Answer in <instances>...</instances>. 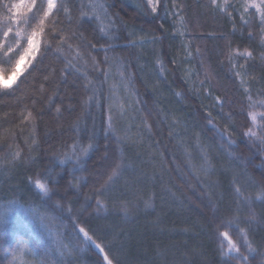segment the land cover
<instances>
[{
	"label": "trees",
	"instance_id": "trees-1",
	"mask_svg": "<svg viewBox=\"0 0 264 264\" xmlns=\"http://www.w3.org/2000/svg\"><path fill=\"white\" fill-rule=\"evenodd\" d=\"M18 2L0 0L5 78L31 31L23 9L9 23ZM247 2L57 0L63 42L45 31L0 88V264H107L76 224L114 264H242L229 241L264 264V22Z\"/></svg>",
	"mask_w": 264,
	"mask_h": 264
},
{
	"label": "snow or ice",
	"instance_id": "snow-or-ice-1",
	"mask_svg": "<svg viewBox=\"0 0 264 264\" xmlns=\"http://www.w3.org/2000/svg\"><path fill=\"white\" fill-rule=\"evenodd\" d=\"M151 2V0H150ZM217 0H213V3H216ZM227 3V0H225V4ZM3 6V5H0ZM248 7L255 8L257 12L260 14V18L262 22H264V0H248V2L245 5V11H247ZM23 9L27 13H31L29 17L24 19V23L31 28L30 33L28 34L27 38V47L23 50L22 54L19 55V58L15 62V66L12 68V74L17 75V68H19L20 64L23 63V61L28 58L32 57L34 58V54L39 51V45H38V38L42 36L45 31L48 32L49 35H51L54 39L60 40V42H63V37L56 36V25L58 23V15L60 11H66L63 4L57 3V0H19L18 3L11 4L8 6V20L9 23L13 19V16L16 17L17 23L20 22V10ZM38 18V22H37ZM35 22V27H32V23ZM5 30L0 33V36L6 38L9 33L12 32V28L8 25L4 26ZM16 35H21V31L18 28L16 31ZM51 47V45H49ZM5 50V44L0 43V52H3ZM247 55H251V53H247ZM8 85L4 84L3 82H0V88H6ZM248 99L252 101V97L249 96ZM255 103V102H253ZM261 103H264L262 101ZM253 122H255V117L252 116ZM248 135L255 136L256 134L254 132L249 131ZM75 155V153L73 154ZM119 174V165H117L113 171L112 175L108 177V181H111L115 176ZM37 187H39L45 194L48 193V188L45 184L40 183L39 181L36 182ZM107 183V182H106ZM260 198L264 199V188L261 189L260 192ZM97 211H99L104 205L97 201ZM7 223V213L0 216V224ZM228 224L231 225L232 221H228ZM74 227H78V230L80 233L83 234V237L85 241L90 242L91 244L95 245L97 249L100 250V252L104 253L103 259L107 262V264H114L113 259L109 258L108 253L105 252L104 248L101 247L100 244L96 243V241L93 239L91 235H89V232L85 230L84 227H79L78 224L74 225ZM223 235L225 237L228 236L227 232H224ZM247 239V236L245 235V240ZM230 244V251H235L236 253H239V256L236 257L237 259H240L242 264H247L248 256L244 255L243 253H240L239 247H237L234 243L229 241ZM24 247H27V245H23ZM248 251L249 253L253 252L254 249L252 248L251 244H248Z\"/></svg>",
	"mask_w": 264,
	"mask_h": 264
},
{
	"label": "rangeland",
	"instance_id": "rangeland-1",
	"mask_svg": "<svg viewBox=\"0 0 264 264\" xmlns=\"http://www.w3.org/2000/svg\"><path fill=\"white\" fill-rule=\"evenodd\" d=\"M26 61H27V58L23 61V63L20 64L19 68H17V73L18 74L22 71L23 66L25 65ZM18 74L17 75H13V76H11L9 78H5V77L0 75V82H3L4 84H6V85H8L10 87V86H12L14 80L17 78Z\"/></svg>",
	"mask_w": 264,
	"mask_h": 264
}]
</instances>
